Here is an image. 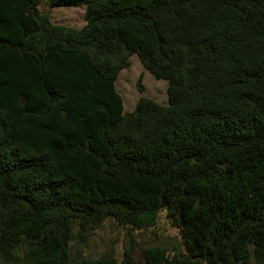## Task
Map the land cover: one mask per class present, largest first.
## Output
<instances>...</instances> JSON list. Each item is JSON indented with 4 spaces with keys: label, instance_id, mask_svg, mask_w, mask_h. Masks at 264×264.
Returning a JSON list of instances; mask_svg holds the SVG:
<instances>
[{
    "label": "trees",
    "instance_id": "trees-1",
    "mask_svg": "<svg viewBox=\"0 0 264 264\" xmlns=\"http://www.w3.org/2000/svg\"><path fill=\"white\" fill-rule=\"evenodd\" d=\"M41 1L0 0V264H138L74 255V231L162 210L187 251L143 264H264V0H53L80 29ZM132 54L166 104L124 112Z\"/></svg>",
    "mask_w": 264,
    "mask_h": 264
},
{
    "label": "rangeland",
    "instance_id": "rangeland-1",
    "mask_svg": "<svg viewBox=\"0 0 264 264\" xmlns=\"http://www.w3.org/2000/svg\"><path fill=\"white\" fill-rule=\"evenodd\" d=\"M41 12L49 15L53 23L67 25L80 29L85 24V5L61 6L55 5L53 0H42L39 4ZM140 81L142 91L137 89ZM115 88L123 99L124 112L131 111L140 95L149 97L160 104L167 103V82L155 79L146 70L136 54L129 57V65L119 71L115 80ZM181 245L186 252L185 244L177 228L172 227L164 210L160 211L155 225L141 230H133L118 224L113 218H107L100 225L80 237L74 231L71 240V252L82 254L90 258H101L105 255L113 256L121 261L125 249L130 250L138 264H143L142 249L147 246H161L171 252L173 245Z\"/></svg>",
    "mask_w": 264,
    "mask_h": 264
},
{
    "label": "crops",
    "instance_id": "crops-1",
    "mask_svg": "<svg viewBox=\"0 0 264 264\" xmlns=\"http://www.w3.org/2000/svg\"><path fill=\"white\" fill-rule=\"evenodd\" d=\"M39 6V5H38ZM40 10V9H39ZM57 24V23H56Z\"/></svg>",
    "mask_w": 264,
    "mask_h": 264
}]
</instances>
